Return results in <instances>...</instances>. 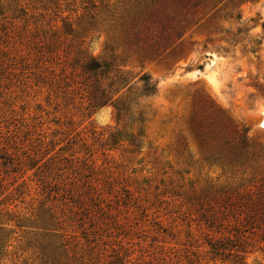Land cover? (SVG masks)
<instances>
[{"label":"rangeland","instance_id":"374dc122","mask_svg":"<svg viewBox=\"0 0 264 264\" xmlns=\"http://www.w3.org/2000/svg\"><path fill=\"white\" fill-rule=\"evenodd\" d=\"M80 1L60 0L53 9L22 0L5 2L8 18L15 8L26 11L15 24L21 30L27 22L34 44L21 46L20 58L8 55L13 63L0 68V127L7 135L18 131L16 145L8 143L7 148L22 149L40 166L46 164L43 174L48 177L50 165L55 168L43 185L33 172L15 184L11 176L7 184L13 185H8L12 194L1 208L29 218L50 192L47 181L74 176L72 160L81 168L90 165L99 175L105 205L120 227L83 232L73 223L70 248L61 244L57 255L61 264H264V216L231 206L234 198L220 200L264 178V0H227L225 12L233 10L241 21L223 19L213 25L203 19L185 35L179 58L168 65L131 58L124 70L133 77L147 75L157 92L151 97L137 92L131 98L134 106L120 120L112 106L90 113L75 83L62 76V60L50 55L43 43L54 30L64 32V22L76 29ZM129 1L134 0L111 3L124 9ZM203 23L204 29L198 30ZM217 27L223 31L216 32ZM238 29L244 41L230 44L226 30L236 34ZM89 41L86 46L100 55L105 37ZM137 82L135 78L134 89L140 88ZM199 104L206 108L202 111ZM209 106L247 130L258 167L235 173L213 162V152L205 150L194 128L210 119ZM212 129L214 147L219 131ZM130 134L140 143H130ZM56 199L65 213L64 196ZM7 230L0 264H42L40 243L28 230L13 225ZM213 238H229L224 243L232 248L213 253L208 246Z\"/></svg>","mask_w":264,"mask_h":264},{"label":"trees","instance_id":"16d2710c","mask_svg":"<svg viewBox=\"0 0 264 264\" xmlns=\"http://www.w3.org/2000/svg\"><path fill=\"white\" fill-rule=\"evenodd\" d=\"M22 1L32 5L41 4L45 9H53L58 7L60 0ZM5 2L6 0H0L2 70L13 63L8 55L14 54L20 58L19 54L23 53L21 46L34 44L32 32L26 29L27 22L21 26V30L20 26L15 24L21 14L26 16V11L23 8H15L13 16L8 18L6 12L10 6ZM226 2L227 0H134L126 3L124 9H119L118 3H111V0H81L79 10L82 12L76 19L78 21L76 29L71 23L64 22V32L60 29L54 30L52 37L43 43L50 55L62 60L60 61L62 76L75 83L76 91L83 96L81 99L88 103L89 112L112 106L117 111V120H120L121 115L129 113L134 106L131 98L137 92L142 97H151L157 92L156 85L147 75L133 77L130 72L124 70L130 64L131 58L140 63L152 62L159 65L172 63L179 58L185 35L203 19L207 18L206 23L212 22L213 25H216L217 20L223 19L241 21L239 14L234 15L233 10L225 12L228 7L225 6ZM198 15H201V18L195 21ZM204 27L203 23L197 29L203 30ZM262 28L264 30V24ZM222 31L223 29L216 28V32ZM226 32L227 35H231L228 39L230 44L237 45L244 41L240 37L243 30L238 29L236 34H231L227 30ZM93 34H96V37H91ZM103 36L105 41L102 52L100 55H94V50L86 46V40L90 39L91 43ZM24 52L30 55L27 51ZM250 53L256 54L257 50L251 49ZM135 78H138L137 83L140 85L138 89H134ZM211 106L209 109L212 111ZM205 108L206 105L199 104V109L203 111ZM3 123L0 118V125ZM213 127L219 131V138L216 137L218 139L214 147L211 146V138L215 135ZM194 128L205 150L213 152L215 156L212 157L213 162L218 163L225 171L245 173L258 167L257 151L247 136V130L236 126L225 113L214 110L206 123L201 121ZM17 134L18 131L9 132L7 135L0 127V198H4L0 204V258L2 250L5 249L4 242L7 240L5 233L12 225L22 231L28 230L34 238L33 241H39L41 246L39 260L42 264H61L57 255L61 244L63 248H70L71 238L68 237L70 233H74V230L71 231L73 223L78 224L80 226L78 228L83 229V232L120 227V221L109 214V205H105L104 192L99 189L103 187L99 175L90 165L89 168L86 166L81 168L74 165L72 160L69 168L74 170V176L65 177L60 182L56 181L55 176L51 180L52 183L47 181L45 186H48L47 189L50 188V192L37 212L32 213L29 218L18 216L12 209H7L8 207L1 208L12 194L8 193V190L9 186L13 185L7 184L12 177L14 179L12 183L15 184L17 179H24L28 172H33V176L41 185L45 184V177H48L43 174L46 164L40 166L36 157H30L22 149L12 146L7 148L8 143H17ZM126 138L132 144L140 143L135 135L130 134ZM54 168L55 166L50 165L49 171L47 170L49 177L53 174ZM22 185L21 187L28 188V185ZM59 196H64L65 213L56 206V198ZM231 198L235 201L231 206H238L243 212L254 210L257 216H264V178L253 182L247 190H239L220 200L227 203ZM86 222L88 224L84 228L82 225ZM209 222L216 224L217 221L210 219ZM232 237L237 241L241 240L240 243L244 242L233 235ZM229 238H213L208 242V246L213 253H222L227 248H232L224 243Z\"/></svg>","mask_w":264,"mask_h":264}]
</instances>
